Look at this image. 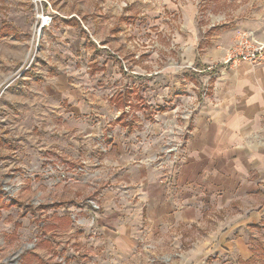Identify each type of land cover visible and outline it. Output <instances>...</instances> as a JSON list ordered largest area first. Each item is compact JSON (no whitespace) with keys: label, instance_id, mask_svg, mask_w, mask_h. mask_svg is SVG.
<instances>
[{"label":"rangeland","instance_id":"rangeland-1","mask_svg":"<svg viewBox=\"0 0 264 264\" xmlns=\"http://www.w3.org/2000/svg\"><path fill=\"white\" fill-rule=\"evenodd\" d=\"M189 3L230 21L264 9V0H0V264H225L203 248L217 223L178 232L187 241L147 239L135 207L126 230L127 193L115 189L138 158L129 137L183 135L171 124L184 110L172 117L171 103L193 77L175 63L181 21L171 9ZM177 68L187 71L181 91ZM257 235L262 264L264 226Z\"/></svg>","mask_w":264,"mask_h":264},{"label":"crops","instance_id":"crops-1","mask_svg":"<svg viewBox=\"0 0 264 264\" xmlns=\"http://www.w3.org/2000/svg\"><path fill=\"white\" fill-rule=\"evenodd\" d=\"M258 9L242 8L232 21L226 14L202 17L193 3L171 9L181 21L172 44L179 51L175 63L190 67L193 77L171 103L172 117L183 116L171 125L183 135L168 137L164 144L157 131L138 144L129 137V149L138 158L121 168L124 176L115 186L127 193L121 199L128 206L121 211L127 231L134 207L141 233L155 241L165 234L187 241L188 235L178 232L213 221L215 228L202 236L208 255L225 264L262 262L252 240L264 226V64L218 66L242 31H254L264 44V9ZM169 72H174L172 87L181 91L178 79L187 71ZM179 109L185 111L182 116ZM157 156H162V170L154 162ZM121 225L115 224L117 229ZM111 236L105 233L104 238Z\"/></svg>","mask_w":264,"mask_h":264},{"label":"built area","instance_id":"built-area-1","mask_svg":"<svg viewBox=\"0 0 264 264\" xmlns=\"http://www.w3.org/2000/svg\"><path fill=\"white\" fill-rule=\"evenodd\" d=\"M241 64H248L251 67L264 64V44L252 30L242 31L236 36L226 59L218 66L236 68Z\"/></svg>","mask_w":264,"mask_h":264},{"label":"trees","instance_id":"trees-1","mask_svg":"<svg viewBox=\"0 0 264 264\" xmlns=\"http://www.w3.org/2000/svg\"><path fill=\"white\" fill-rule=\"evenodd\" d=\"M14 32V31H13ZM125 101H127V99H125ZM261 257L263 258V255H261Z\"/></svg>","mask_w":264,"mask_h":264}]
</instances>
